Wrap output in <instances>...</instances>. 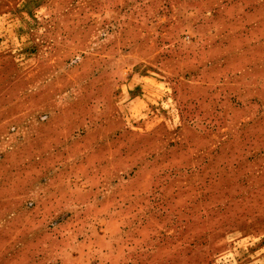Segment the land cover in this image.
Returning a JSON list of instances; mask_svg holds the SVG:
<instances>
[{"label":"rangeland","instance_id":"obj_1","mask_svg":"<svg viewBox=\"0 0 264 264\" xmlns=\"http://www.w3.org/2000/svg\"><path fill=\"white\" fill-rule=\"evenodd\" d=\"M0 264H264V0H0Z\"/></svg>","mask_w":264,"mask_h":264}]
</instances>
